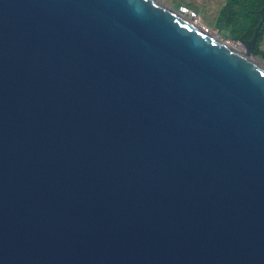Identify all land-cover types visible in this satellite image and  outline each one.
Masks as SVG:
<instances>
[{
  "label": "water",
  "instance_id": "95a60500",
  "mask_svg": "<svg viewBox=\"0 0 264 264\" xmlns=\"http://www.w3.org/2000/svg\"><path fill=\"white\" fill-rule=\"evenodd\" d=\"M209 31L0 0V264H264V68Z\"/></svg>",
  "mask_w": 264,
  "mask_h": 264
},
{
  "label": "trees",
  "instance_id": "16d2710c",
  "mask_svg": "<svg viewBox=\"0 0 264 264\" xmlns=\"http://www.w3.org/2000/svg\"><path fill=\"white\" fill-rule=\"evenodd\" d=\"M264 0H226L216 26L226 36L235 41H245L253 37L262 19ZM264 23L259 31L254 54L264 58Z\"/></svg>",
  "mask_w": 264,
  "mask_h": 264
},
{
  "label": "rangeland",
  "instance_id": "374dc122",
  "mask_svg": "<svg viewBox=\"0 0 264 264\" xmlns=\"http://www.w3.org/2000/svg\"><path fill=\"white\" fill-rule=\"evenodd\" d=\"M166 6L176 10L178 13H184L185 16L190 18L193 22H198L209 28L210 33L218 35L219 38L225 40L230 45H235L246 50V46L242 41H235L220 31L216 22L219 17L220 11L224 6L226 0H159ZM181 7H186L188 11H181ZM264 48V44H263ZM258 59L263 61L264 58L257 56ZM256 57V58H257Z\"/></svg>",
  "mask_w": 264,
  "mask_h": 264
},
{
  "label": "bare ground",
  "instance_id": "6f19581e",
  "mask_svg": "<svg viewBox=\"0 0 264 264\" xmlns=\"http://www.w3.org/2000/svg\"><path fill=\"white\" fill-rule=\"evenodd\" d=\"M177 13H178V12H177ZM178 15H180L182 18H184V19H186V20L192 21L189 17L187 18V17L185 16L184 13H180V12H179ZM196 24H197V25H200L198 22H196ZM209 33H210V31H209ZM210 34H211L214 38H216V39H218V40H223V39L219 38L218 35H216V34H214V33H210ZM225 42H226V41H225ZM226 43H227V45H228L229 47H231L232 49H234V50H236L237 52H239L240 54H242V55L248 57V58H249L250 60H252L255 64H257V65H259L260 67H263V68H264V63H263V61H261L260 59H258V58H256V57L252 56L251 54L247 53L245 49H243V48H241V47H237V46H235V45H230L228 42H226Z\"/></svg>",
  "mask_w": 264,
  "mask_h": 264
}]
</instances>
